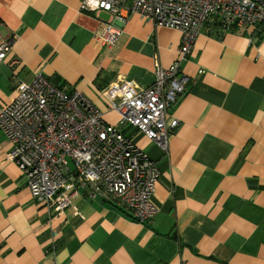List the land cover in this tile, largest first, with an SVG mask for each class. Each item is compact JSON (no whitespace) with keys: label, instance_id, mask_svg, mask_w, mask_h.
<instances>
[{"label":"crops","instance_id":"1","mask_svg":"<svg viewBox=\"0 0 264 264\" xmlns=\"http://www.w3.org/2000/svg\"><path fill=\"white\" fill-rule=\"evenodd\" d=\"M83 0H0V106L20 82L44 75L81 93L111 124L104 91H137L159 63L179 60L180 32L133 15L117 45L97 40L111 15L81 13ZM218 35L206 24L181 63L186 94L169 113L178 131L165 153L135 130L127 136L156 162V218L139 224L79 189L61 217L33 201L0 130V264H264V25Z\"/></svg>","mask_w":264,"mask_h":264},{"label":"built area","instance_id":"2","mask_svg":"<svg viewBox=\"0 0 264 264\" xmlns=\"http://www.w3.org/2000/svg\"><path fill=\"white\" fill-rule=\"evenodd\" d=\"M81 13L97 19L101 13L111 15L97 34L109 50L133 15L178 31L179 60L169 69L158 63L154 83L144 90L123 81L104 91L108 111L119 117L115 125L81 93L44 75L18 83L12 102L0 106V130L11 145L8 158L22 171L33 201L54 218L64 215L82 189L90 199H101L134 222L148 224L158 215L154 195L161 172L127 130L168 153L181 126L178 120L168 122L169 113L189 84L181 75V63L191 55L202 29L208 24L223 35L254 28L262 35L264 0H83ZM11 54V42H2L0 62L16 66Z\"/></svg>","mask_w":264,"mask_h":264}]
</instances>
